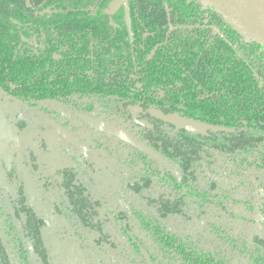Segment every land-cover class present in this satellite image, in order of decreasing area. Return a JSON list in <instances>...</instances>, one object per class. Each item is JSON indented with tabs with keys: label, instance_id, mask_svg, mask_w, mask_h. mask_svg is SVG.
I'll list each match as a JSON object with an SVG mask.
<instances>
[{
	"label": "trees",
	"instance_id": "1",
	"mask_svg": "<svg viewBox=\"0 0 264 264\" xmlns=\"http://www.w3.org/2000/svg\"><path fill=\"white\" fill-rule=\"evenodd\" d=\"M111 1L0 0V94L94 97L117 120L131 117V104L156 105L231 131L196 136L152 122L139 139L166 164L133 150L122 162L132 184L97 201L77 167L61 168L55 210L60 201L62 217L91 236L86 264H264V90L243 64L201 60L186 40L154 50L164 40L163 2L184 22L218 26L260 76L264 48L200 0L130 1L129 41L122 11L104 13ZM57 253L51 264H65Z\"/></svg>",
	"mask_w": 264,
	"mask_h": 264
},
{
	"label": "flooded vegetation",
	"instance_id": "2",
	"mask_svg": "<svg viewBox=\"0 0 264 264\" xmlns=\"http://www.w3.org/2000/svg\"><path fill=\"white\" fill-rule=\"evenodd\" d=\"M113 1L115 0L108 4L104 13L107 17H110L121 10L127 40L132 41L133 31L129 14V2L138 4L141 0H127L129 30L125 22L124 4H120L112 13H106ZM163 7L165 21L161 27V34L164 40L157 44L154 50L166 47L168 39L186 40L193 44L194 52L201 60L222 57L228 58L230 62L243 64L251 74L257 87L264 90V74L260 76L257 64L249 63L250 56L235 44H232L218 26L211 23L184 22L172 12L165 2H163ZM147 35L142 36L141 41ZM23 40L28 42L26 39ZM30 42L34 47L37 46L35 37L31 38ZM152 52L147 55L145 60L151 56ZM135 87L141 89V82H136ZM68 99L69 101L66 102L54 99L23 100L4 93L0 94V109L5 121L4 130L7 131L6 135L0 137V264H51L52 252L57 253V243L61 244L63 248L65 246L71 247V252L74 254L72 256L79 258L82 263L85 260L84 264H86V251L84 249L85 246L92 245L91 236L87 234L86 230L72 225L69 220L67 221L62 217L66 212V208L61 206L60 201L57 204H60L59 209L61 211L55 210L54 186H59L63 180L61 168L67 165L79 166L81 164V169H79L80 175L83 177L81 179L91 181V177L94 176V168L88 160L93 163L96 161L95 163L106 167V171L111 178L115 179V175L111 170L117 171L119 176L122 175L126 178L123 183L120 180H113L115 186L118 185L117 188L122 189V186L133 182L130 174L124 171L122 162L130 158L133 150L139 151L126 142L97 131L88 124V121L109 125L147 147L139 139V133L141 130L152 129V122H162L155 117L154 112H160L163 115L177 114L182 119L192 120L180 116L177 112L163 113L156 105L144 106L142 103L127 106L131 117H126L125 120H117L111 111L100 107L97 98H76L72 96ZM91 101H94L95 104L93 109L82 106ZM74 102L80 104V107L74 106L72 104ZM42 105L58 107L68 116L78 121L79 126L89 131L90 135H93L91 138L92 144L86 145L74 133H65L66 137H64L53 128L54 133L50 130L54 136L57 135L62 139L66 147L75 152L76 159L74 162L66 154L62 156L63 159L58 158L57 152L52 149V140L50 139L52 134L45 139L40 131V133L35 134L33 130L28 129V121L35 123V119L40 121L41 116L43 117L42 125L51 121V118L45 114L46 107H42ZM21 110L27 115V118L20 117L19 112ZM171 128L172 133L178 132L174 131L172 126ZM73 141H79L82 146L79 145L73 148L71 146ZM147 148L152 151L149 147ZM96 151L100 154H106V157L100 156ZM52 152L56 154V157H53ZM152 152L156 154L154 151ZM156 155L163 160L158 154ZM65 157L69 159L66 160ZM107 157H110L111 160ZM164 164H166L165 161ZM98 188V184H93L92 199L95 201L100 198L101 194V188L100 193L97 192ZM106 194L110 195L109 193ZM56 195L59 197V194ZM89 212L93 213L92 210H89ZM93 214H96V211ZM53 224L60 226L55 235L50 230ZM60 232L63 233L59 234ZM72 232L73 234H71ZM63 248L62 254L64 252ZM65 251L67 253L69 248ZM58 258L61 259L60 256Z\"/></svg>",
	"mask_w": 264,
	"mask_h": 264
},
{
	"label": "water",
	"instance_id": "3",
	"mask_svg": "<svg viewBox=\"0 0 264 264\" xmlns=\"http://www.w3.org/2000/svg\"><path fill=\"white\" fill-rule=\"evenodd\" d=\"M202 3L212 7L218 12L223 20L232 26L243 37L250 39L264 48V0H200ZM120 4H124L125 22L129 30V15L127 11V0L113 1L106 13H112ZM155 117L159 118L165 124L174 128V131H185L191 135L206 136L207 131L228 132L227 129L215 126H208L194 122L188 119H182L177 114L163 115L160 112H154ZM4 118L0 109V137L6 135L4 130ZM87 123V122H86ZM88 124L97 131L108 136L117 138L119 141L126 142L135 147L140 152L150 158L164 164L156 154L147 147L135 141L131 136L126 135L109 125L96 121H88Z\"/></svg>",
	"mask_w": 264,
	"mask_h": 264
},
{
	"label": "rangeland",
	"instance_id": "4",
	"mask_svg": "<svg viewBox=\"0 0 264 264\" xmlns=\"http://www.w3.org/2000/svg\"><path fill=\"white\" fill-rule=\"evenodd\" d=\"M42 107H46L45 114L51 118V121L46 123L45 125H42L41 123H43V117L41 116L40 121H38V119H35V121L37 123L36 122L35 123H33V122L30 123L28 121V129L33 130L35 132V134L41 132L45 139L47 138V136H50V134H52L51 137H50V139L52 140L51 141L52 149L55 152H57L58 158H60V160H61V159H63L62 156L64 154H66L74 162V160L76 159L75 152L73 150H70L68 147H66L64 142L62 141V139L60 137H58L57 135L56 136L53 135L54 132L52 131V128L54 130H56L57 133H60L64 137H66L65 133H68V132H71L70 134L74 133L75 136H77L78 139L83 141L86 145L87 144L88 145L92 144L91 143V138L93 137V135H90L89 131H87L82 126H79V122L78 121H76L72 117L68 116L65 112L61 111L58 107L52 106V105H50V106L42 105ZM54 109H56V110H54ZM57 110H59V111H57ZM54 112H56V113H54ZM19 114H20V117L27 118L26 117L27 115L25 113H23L22 110L19 112ZM77 142H74V141L71 142V146H73V148H75L76 146H79V145L82 146V144H80L79 141H77ZM96 153L99 154L100 156L102 155V156L106 157V154H103V153L100 154L97 151H96ZM53 157H56V154L53 153ZM107 158H109L111 160L110 157H107ZM65 159L68 160L69 158L65 157ZM93 160H95V159H93ZM73 162H72V164H73ZM88 162H89V164L91 163L92 167L94 168V176L91 177V181H92V183L94 185L98 184L99 188H98L97 192H99V190L101 188V194H100L101 198L103 197V194L107 193V190L109 188H110L109 191H112V192H114L117 189H119V188H117L115 186V181L116 180H120L123 183L124 180L126 179L122 175L119 176L117 171H115V170H111L112 173L115 175V179L111 178L110 175L108 174V172L106 171V167L100 166V164L95 163L96 161H94V163H93L90 160H88ZM71 166H74V167H77L78 169H81V164H79V166H76V165H71ZM113 180H115V181L113 182ZM59 228H60L59 225L53 224L52 225V229H50L51 233L55 235L56 232L59 231ZM62 248L63 247L61 246V244H59V243L56 244V250L63 257V262L65 264H71L70 260H73L72 258L74 256L73 252H71V247H66L65 246L63 248V251H64L63 254L61 252ZM67 248H69V251H67V253H66L65 250ZM72 254H73V256H72Z\"/></svg>",
	"mask_w": 264,
	"mask_h": 264
}]
</instances>
